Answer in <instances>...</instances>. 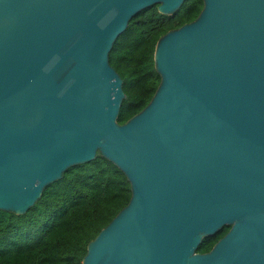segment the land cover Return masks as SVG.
<instances>
[{
    "label": "water",
    "instance_id": "water-1",
    "mask_svg": "<svg viewBox=\"0 0 264 264\" xmlns=\"http://www.w3.org/2000/svg\"><path fill=\"white\" fill-rule=\"evenodd\" d=\"M181 1L0 0V208L23 212L96 152L129 181L81 264H264V0H202L156 39L149 101L115 120L112 40Z\"/></svg>",
    "mask_w": 264,
    "mask_h": 264
},
{
    "label": "trees",
    "instance_id": "trees-1",
    "mask_svg": "<svg viewBox=\"0 0 264 264\" xmlns=\"http://www.w3.org/2000/svg\"><path fill=\"white\" fill-rule=\"evenodd\" d=\"M156 6L154 2L130 16L107 52L123 91L117 123L139 111L159 82L153 65L156 39L192 20L202 0H182L170 13H161ZM129 196V181L123 171L99 152L67 165L59 177L42 186L23 212L0 208V264H81L87 242ZM228 227L222 224L215 232L202 235L195 251H207Z\"/></svg>",
    "mask_w": 264,
    "mask_h": 264
}]
</instances>
